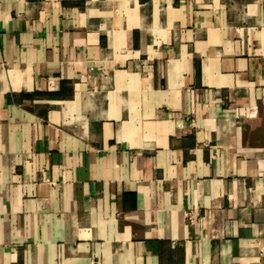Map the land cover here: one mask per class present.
<instances>
[{"label":"crops","instance_id":"obj_1","mask_svg":"<svg viewBox=\"0 0 264 264\" xmlns=\"http://www.w3.org/2000/svg\"><path fill=\"white\" fill-rule=\"evenodd\" d=\"M0 264H264V0H0Z\"/></svg>","mask_w":264,"mask_h":264}]
</instances>
